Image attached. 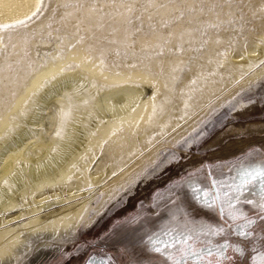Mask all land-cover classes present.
Masks as SVG:
<instances>
[{
  "label": "rangeland",
  "instance_id": "obj_1",
  "mask_svg": "<svg viewBox=\"0 0 264 264\" xmlns=\"http://www.w3.org/2000/svg\"><path fill=\"white\" fill-rule=\"evenodd\" d=\"M33 12L23 25L0 29V68L6 70L1 64L13 60L6 51L18 54L19 63L24 57L32 64L81 41L86 48L97 42L105 50L103 58L118 69H132L133 63L175 48L187 58L176 80L185 73L195 77L189 95L196 94L197 102L112 178L87 186L94 191L88 196L92 200L75 228L49 241L29 237L17 264H172L168 255L179 258L184 236L192 237L189 245L212 250L203 262L189 259L187 264H253L252 257L264 252V201L247 195L255 182L239 189L234 185L242 165L264 164V70L252 76L264 67V53L260 59L261 53L253 54L249 70L221 61L264 46V0H41ZM90 18L104 32L92 30ZM175 27L187 37L173 35ZM154 35L156 42L140 40ZM198 78L203 80L199 84ZM249 98L254 104L241 108ZM47 112L37 108L38 127L47 124ZM189 181L201 190L199 200L191 198ZM216 196L213 204L210 197ZM230 211L244 218L234 219ZM245 219L254 221L244 227L252 235L241 237ZM215 228L224 232L212 235ZM241 241L247 242L243 253L235 250L243 247Z\"/></svg>",
  "mask_w": 264,
  "mask_h": 264
},
{
  "label": "bare ground",
  "instance_id": "obj_2",
  "mask_svg": "<svg viewBox=\"0 0 264 264\" xmlns=\"http://www.w3.org/2000/svg\"><path fill=\"white\" fill-rule=\"evenodd\" d=\"M36 2L0 0V23L25 18ZM88 21L92 30H104L94 18ZM170 32L187 37L176 27ZM156 36L140 40L153 43ZM93 42L91 48L81 41L72 49L53 51L32 64L19 57L20 64L18 54L6 51L13 60L1 64L6 70L0 68V264H17L29 237L49 241L75 228L92 200L88 196L94 191L87 186L112 178L197 102L196 94L189 95L195 77L185 73L180 82L174 79L179 73L174 69L187 60L186 48L118 69ZM248 50L221 65L249 70L253 54L261 53L260 59L264 46ZM39 107L48 109L47 124L40 127Z\"/></svg>",
  "mask_w": 264,
  "mask_h": 264
},
{
  "label": "snow or ice",
  "instance_id": "obj_3",
  "mask_svg": "<svg viewBox=\"0 0 264 264\" xmlns=\"http://www.w3.org/2000/svg\"><path fill=\"white\" fill-rule=\"evenodd\" d=\"M41 6V0H37L36 2V9L37 11L39 10ZM32 15H36V12H33ZM30 19V17L26 16L24 19H18V20H14L11 23H0V29H8V28H12L16 25H23L25 23V20ZM174 71H179V72H183L184 69L183 68H177L174 69ZM174 79H178V77H174ZM191 83H195V80L191 81ZM254 104V101H252L249 98V103L247 105L245 104H241L240 107L241 108H246L249 106H252ZM185 106H187V103L185 102ZM235 107V106H234ZM239 184L238 185H234L235 188L239 189L242 188L245 185L251 184L253 182L258 181L259 185L262 189V196H264V164H255V165H242L239 171ZM218 183L217 181H213V184ZM189 187L192 190V199H196L199 200V191L198 190V186L192 182L189 181ZM203 194L205 197H209V193L207 191H203ZM185 195L187 196V193H185ZM212 200V203L215 204L216 200L218 199V196L216 197H210ZM235 199H238V197H236ZM229 203H231V201H228ZM247 203H252L251 201H247ZM205 206L210 207L211 205L208 204V200L206 199L204 201ZM261 209L264 210V203L261 204ZM234 219L237 217V215H239L241 218L243 217V213H239L237 214L235 211H230L229 213ZM254 221L250 220V219H245V225L241 227V230L238 232V235L243 237V236H251L252 232L250 231H245L244 227H246L247 225H251L253 224ZM224 232L223 228H215V229H211V234L212 235H219L221 233ZM164 235H167V233H163ZM192 239L191 236H184L182 242L185 246L183 248L180 249V255L179 258H176L175 256L169 254L168 255V259L172 261V264H187V261L189 259H193L195 261H201L203 262V260L205 259V254L207 255H212V250L211 249H198L192 245H189V240ZM149 241L152 242V237H149ZM157 243L159 241H156ZM241 244L243 245V247L241 246H237L235 248V250L239 253H243L244 247H247V242L241 241ZM227 242L221 246V249L217 252V255H223V248L227 247ZM166 247H172L171 244H166ZM156 252H160L161 248L160 247H154L153 249ZM252 261L253 264H264V252H258L255 256L252 257ZM100 264H106L105 261H100ZM209 264H212L211 261H209ZM216 264H219V260L216 261Z\"/></svg>",
  "mask_w": 264,
  "mask_h": 264
},
{
  "label": "flooded vegetation",
  "instance_id": "obj_4",
  "mask_svg": "<svg viewBox=\"0 0 264 264\" xmlns=\"http://www.w3.org/2000/svg\"><path fill=\"white\" fill-rule=\"evenodd\" d=\"M247 195L252 197L255 202L264 201V196H262V189H261L258 181H256L253 185V191L249 192ZM259 197H261V198L258 199Z\"/></svg>",
  "mask_w": 264,
  "mask_h": 264
}]
</instances>
